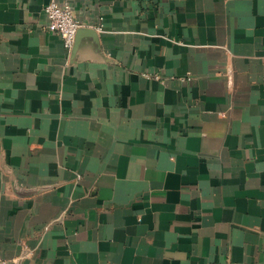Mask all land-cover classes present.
I'll return each mask as SVG.
<instances>
[{
  "label": "crops",
  "instance_id": "obj_1",
  "mask_svg": "<svg viewBox=\"0 0 264 264\" xmlns=\"http://www.w3.org/2000/svg\"><path fill=\"white\" fill-rule=\"evenodd\" d=\"M0 0L8 264H264V0Z\"/></svg>",
  "mask_w": 264,
  "mask_h": 264
},
{
  "label": "built area",
  "instance_id": "obj_2",
  "mask_svg": "<svg viewBox=\"0 0 264 264\" xmlns=\"http://www.w3.org/2000/svg\"><path fill=\"white\" fill-rule=\"evenodd\" d=\"M47 29L58 33L63 38L64 46L71 52L74 48L81 21L76 16L73 5L69 1L51 0L45 7ZM0 264H8L0 253Z\"/></svg>",
  "mask_w": 264,
  "mask_h": 264
},
{
  "label": "water",
  "instance_id": "obj_3",
  "mask_svg": "<svg viewBox=\"0 0 264 264\" xmlns=\"http://www.w3.org/2000/svg\"><path fill=\"white\" fill-rule=\"evenodd\" d=\"M80 31V29H79ZM79 31H78V34H77V37H76V42H75V45H74V48H73V51H75L76 47H77V44H78V35H79Z\"/></svg>",
  "mask_w": 264,
  "mask_h": 264
}]
</instances>
